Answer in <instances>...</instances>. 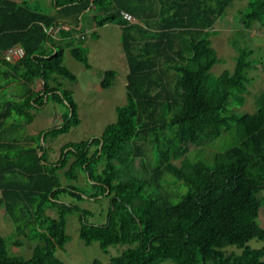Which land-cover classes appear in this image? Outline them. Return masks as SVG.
I'll use <instances>...</instances> for the list:
<instances>
[{
	"label": "trees",
	"instance_id": "obj_1",
	"mask_svg": "<svg viewBox=\"0 0 264 264\" xmlns=\"http://www.w3.org/2000/svg\"><path fill=\"white\" fill-rule=\"evenodd\" d=\"M52 2L55 13L0 0V205L15 235L31 233L39 242L25 259L10 255L8 239L0 235V264H63L55 252L68 241L66 217L73 211L87 245L97 241L104 252L111 245L124 246L108 264H264V245H247L252 239L264 241L258 221L264 203L258 196L264 189V88L255 97L254 111L231 110L246 100L248 70L254 63L248 46L236 41L231 43L234 68L219 75L211 72L218 61L212 28L234 0ZM92 10L98 26H121L127 101L116 108L117 118L99 135L92 156L86 157L91 139L70 141L50 161L40 137H58L80 123L72 91L51 81L55 76L76 80L63 64L66 48L91 68L87 36L76 33L83 31L78 26ZM123 11L136 20H125ZM239 17L244 29L255 22L264 28V0H249ZM15 44L25 54L8 62L3 52ZM115 76V70H106L101 87H110ZM16 82L19 89L6 98L4 88ZM50 99L66 107L61 124L40 131L37 139H3L16 125L9 120L17 115L31 122V110ZM230 131L236 144L216 152L211 164L187 157L191 146L201 154L205 145ZM67 151L86 157L84 163L68 165ZM79 172L101 192L86 198L101 194L109 200L103 224L88 222L89 210L62 199L85 198L80 186L61 179L76 181ZM170 182L183 190H166ZM179 183L187 187L183 194ZM228 246L241 251L227 252Z\"/></svg>",
	"mask_w": 264,
	"mask_h": 264
},
{
	"label": "rangeland",
	"instance_id": "obj_2",
	"mask_svg": "<svg viewBox=\"0 0 264 264\" xmlns=\"http://www.w3.org/2000/svg\"><path fill=\"white\" fill-rule=\"evenodd\" d=\"M248 1L234 0L233 4L216 21L212 28L213 34L210 36L213 51L218 56V61L211 69L214 75H219L223 70H232L234 68L236 50L231 44L232 41H236L240 45H247L251 50L250 59L254 63L248 70L250 82L247 92L244 94L246 100L242 106L231 108L232 111L239 112L240 114L255 110V97L264 88V28L258 22H255L250 28L244 29L239 17L240 10L245 8ZM38 3L40 9L43 11L55 13L52 0H38ZM94 14L93 10L90 11L80 23L87 24L89 22L92 27L97 26L87 33L88 42L85 43L91 68H86L83 63L71 55L70 49L66 48L63 55V64L76 76V80L72 81L62 76H55L56 81H51L53 85H60L63 89L72 91L77 104L80 123L72 127L69 132L61 134L58 137L50 138L48 136L46 141L43 142L47 150L46 157L50 161H56L60 156L61 147L70 141L76 142L91 139L92 145L86 157L92 156L99 147V135L102 134L106 125L116 120V108L124 105L127 101L125 86L128 65L120 39L121 26L118 23H106L103 26H98L93 19ZM106 70H115L116 76L110 87L102 88V75ZM37 85H39L38 82L35 83V86ZM13 87L19 89V84H15ZM4 89L6 98H9L11 96L8 92L10 91L9 87ZM65 110L66 107L63 103L50 99L44 107L31 110L34 114L31 122L26 123L24 117L17 115L15 118L9 120V123L15 122L16 125L14 129L8 128L3 139L6 141L14 138L23 140L29 135L37 139L40 131L57 126L63 122V112ZM41 138L42 136L39 139L40 143H42ZM235 144L236 136L234 131H230L212 143L205 145L201 154L197 152V147L191 146L187 157L193 161L202 159L204 162L211 164L216 152L224 151ZM65 157L68 160V165L73 161L82 164L86 159V157L77 158L68 151ZM68 165L60 170L61 175L68 168ZM61 179L64 184H77L86 193L84 194L85 198L82 200H76L69 196L62 197L63 200L76 203L81 208L89 210L91 213L86 216V219L90 223L103 224L107 221L108 198L101 194L97 198H86L89 194L101 192L90 184H87L82 172H79V177L76 181H68L64 176ZM180 185L184 188L183 194L186 192L187 187L182 183ZM166 190L176 193L183 189L178 188L175 183L170 182L166 185ZM258 196L261 199L264 197V189L258 193ZM178 200L179 197L175 199V201ZM66 218L68 241L64 249H57L55 252L63 264H108L112 256L119 254L124 249V246L120 244L111 245L108 247V251L104 252L97 241L87 245L79 236L81 223L78 213L73 211L67 214ZM258 221L264 226V203ZM14 228L13 222L6 216L3 207L0 205V235L8 239V253L27 259L32 255L34 246L39 242L36 238H32L31 233L29 234L30 237L29 235H15ZM18 240L22 241L19 245L16 244ZM247 245L252 248H260L264 245V241L252 239ZM224 250L237 253L241 251L236 246H228ZM162 264H172V262L165 261Z\"/></svg>",
	"mask_w": 264,
	"mask_h": 264
},
{
	"label": "built area",
	"instance_id": "obj_3",
	"mask_svg": "<svg viewBox=\"0 0 264 264\" xmlns=\"http://www.w3.org/2000/svg\"><path fill=\"white\" fill-rule=\"evenodd\" d=\"M122 16L125 20L129 22H134L136 19L128 12H122ZM25 51L23 47L19 44H15L10 46L3 52V58L8 62H15L21 58H23Z\"/></svg>",
	"mask_w": 264,
	"mask_h": 264
},
{
	"label": "crops",
	"instance_id": "obj_4",
	"mask_svg": "<svg viewBox=\"0 0 264 264\" xmlns=\"http://www.w3.org/2000/svg\"><path fill=\"white\" fill-rule=\"evenodd\" d=\"M17 1H22L23 5L26 6L27 8H29V9H32L34 7H38L40 9V5L38 3V0H17ZM40 10H42V9H40ZM81 27H85L84 30L81 33H76V35H78V34H86V36H87V33H89L92 29H95L97 26H93L92 27V25L88 22L87 24L86 23L85 24H80L78 29H80ZM55 38L59 39V36L55 35ZM87 38L88 37H86V42H88ZM38 83L40 85V81H38ZM15 84L17 85V84H19V82H16ZM15 84H10V85L7 86L10 89V91H8L10 95H12L13 92L15 93L17 91V88L13 87ZM39 85L34 86L35 90H38L40 88V87H38Z\"/></svg>",
	"mask_w": 264,
	"mask_h": 264
},
{
	"label": "water",
	"instance_id": "obj_5",
	"mask_svg": "<svg viewBox=\"0 0 264 264\" xmlns=\"http://www.w3.org/2000/svg\"><path fill=\"white\" fill-rule=\"evenodd\" d=\"M45 100H46V97H45ZM41 141H42V143L44 142L43 135H42ZM41 155H42V151L39 152V156H41Z\"/></svg>",
	"mask_w": 264,
	"mask_h": 264
}]
</instances>
